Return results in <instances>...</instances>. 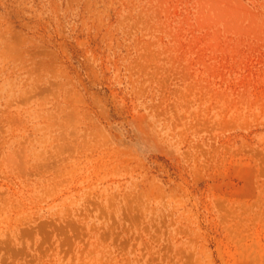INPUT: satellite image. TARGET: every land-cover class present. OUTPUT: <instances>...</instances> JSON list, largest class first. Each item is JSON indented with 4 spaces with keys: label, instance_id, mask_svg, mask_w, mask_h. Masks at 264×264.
<instances>
[{
    "label": "rangeland",
    "instance_id": "obj_1",
    "mask_svg": "<svg viewBox=\"0 0 264 264\" xmlns=\"http://www.w3.org/2000/svg\"><path fill=\"white\" fill-rule=\"evenodd\" d=\"M0 264H264V0H0Z\"/></svg>",
    "mask_w": 264,
    "mask_h": 264
}]
</instances>
